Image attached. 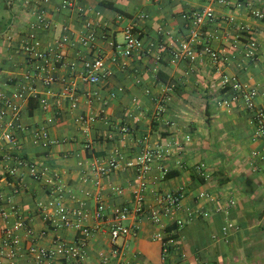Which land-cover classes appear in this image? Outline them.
Segmentation results:
<instances>
[{
	"label": "crops",
	"instance_id": "crops-1",
	"mask_svg": "<svg viewBox=\"0 0 264 264\" xmlns=\"http://www.w3.org/2000/svg\"><path fill=\"white\" fill-rule=\"evenodd\" d=\"M26 1L0 0V91L9 94L17 91L24 74L32 69L20 46L29 22L35 19L33 10L43 0H30V5ZM228 1L225 5L219 0H81L84 16L63 8L62 0L49 1L52 26L36 36L48 49L70 35L65 52L76 68L58 67L49 85L37 79L35 95L23 105L17 150L38 165L42 180H36L27 168L16 167L0 151V208L9 213L0 217V234L23 216L34 233L19 230L26 246L43 230L47 234L38 245L44 247H52L56 237L70 242L82 237L80 231L48 227L37 208L40 200L52 196L53 186L47 179L53 177L64 189L65 205L82 209L92 231L84 259L73 264H101L100 253L113 255L114 245L108 221L97 220L95 211L100 202L108 215L118 205L134 203L139 175L126 164L141 153L144 141L171 148L164 160L153 162L146 203L161 208L155 191L168 193L184 187L185 196L162 224L132 214L127 224H136L138 233L118 241L120 248L126 246L111 264H264V168L254 157L257 150L264 156V136L256 135L252 112L240 101L229 107L218 103L232 97L231 89L221 83L222 75L228 74L257 89V103L264 108V18L254 14L264 11V0ZM204 6L213 7L215 20L203 28L201 45L223 52L220 71L202 53V46L196 61L174 62L170 54L169 48L178 46L189 32L182 13ZM89 21L98 29L93 51L77 42ZM130 24L142 32L148 53L113 62L111 42L122 41ZM252 40L258 43L255 57L246 53ZM98 55L107 57V76L99 84L81 81L78 72L83 61ZM74 93L79 99L76 107L72 106ZM42 98L47 99L46 107ZM88 115L98 119L85 127L78 119ZM122 125L129 131L122 133ZM38 129L48 131L49 145L35 139ZM112 156L121 167L99 178L94 164ZM202 162L207 164L208 177L195 170ZM203 191L213 199H199ZM202 211L210 214L202 216ZM177 219L184 221L182 226ZM229 222L233 226L225 234L223 227ZM164 227L174 238L166 255L162 240L156 237ZM31 260L26 253L16 263L0 255V264H33Z\"/></svg>",
	"mask_w": 264,
	"mask_h": 264
},
{
	"label": "built area",
	"instance_id": "built-area-1",
	"mask_svg": "<svg viewBox=\"0 0 264 264\" xmlns=\"http://www.w3.org/2000/svg\"><path fill=\"white\" fill-rule=\"evenodd\" d=\"M50 0H43L36 10H33L35 19L29 22V32L21 42V50L26 53L29 69L19 83V88L13 94L0 91V151L4 152L7 160L14 161L16 167L27 168L30 174L36 180H42L43 173L35 162L23 157L18 152V141L16 139V131L22 128L21 114L24 103L36 93V80L41 79L45 84L49 85L55 80V72L58 67L68 65L71 69L76 68V63H69L65 52L66 45L72 40L70 35L62 36L55 45L48 49L42 48V43L38 39L37 32L47 31L51 28L52 22L48 16L47 4ZM220 3L228 5V0H219ZM31 1L27 0L26 4L30 5ZM62 7L68 9H76L80 15L84 16V9L81 6V0H62ZM257 17L264 18V11H254ZM141 17H147L141 14ZM189 32L185 39L179 42L178 46L170 47L171 58L174 62L187 60L196 61L200 52L209 56L216 70H221V62L224 60L223 52L209 44L201 45L202 30L207 23L215 20V11L211 6H204L194 10L182 13ZM71 38V40H70ZM7 39L11 40L12 35L8 34ZM98 29L97 26L89 21L85 24V31L82 32L77 42L89 50L97 48ZM111 45L114 54L110 58L113 62H118L123 58L133 57L136 53H148L145 49L142 32L136 24L126 25L124 28V39L122 41H113ZM199 46L201 47L198 49ZM258 43L254 40L250 41L246 46V53L249 57L257 56ZM222 72V71H221ZM108 74L107 57L98 55L93 58L85 59L83 67L78 72V78L89 84H99ZM223 86H228L232 91V97L223 98L218 103L229 107L233 101H240L246 109L252 112L253 120L256 124V135L264 136V108L258 105V91L244 85L236 76L223 74L221 78ZM73 107L78 103L76 93L72 95ZM41 103L47 106V99L42 98ZM98 119L97 115L82 116L78 120L87 127L90 123ZM51 121V120H50ZM122 133L129 131L127 125L120 127ZM34 137L43 145L47 146L51 143L49 133L46 129H38L34 132ZM186 140H190V136H186ZM141 153L133 161H129L126 165L133 166L139 175V188L134 190V203L122 204L114 207L111 215L107 214L106 206L100 202L95 211L97 220H107L111 242L114 245L113 255L105 252L100 253L101 264H111L112 258L116 257L119 249L126 246H118V241L129 236H135L138 233L136 224H127L132 214L147 216L156 224H162L166 215L181 205L185 196L184 187L178 188L173 192L159 193L153 192L155 199L161 208H156L153 204H147L145 199V191L148 186V174H150L153 162L164 160L170 154V146L167 144L148 145L141 141ZM254 157L260 159L262 168H264V156L257 150L254 151ZM121 167V163L116 156H112L107 162H98L94 164V170L99 178L108 177L113 171ZM198 175L208 177L207 164L205 162L195 165ZM161 171L165 174L167 171L161 167ZM47 183L53 186L52 196L47 200H40L37 208L42 212L43 219L48 227L54 229H70L80 231L82 237L76 241L70 242L62 237H56L52 247L39 246L40 238L47 234L43 230L40 234L33 236V240L29 246H26L23 238L19 234L20 229L26 230L34 235L32 227L29 225L27 218L19 216L13 227H4L0 234V255L9 261L16 263L20 256L24 253L31 256L33 264H73L81 261L85 257V247L87 240L91 235V228L84 222V211L82 209H69L64 203V189L58 185L53 177L47 179ZM100 185V179L97 181ZM121 192L120 188H116ZM199 199H213L208 192H201ZM235 204V200L230 201ZM220 210V209H218ZM8 212L0 208V217L6 218ZM202 216H208L209 211H202ZM178 226H182L184 221L177 219ZM233 224L227 223L223 227V232L228 234ZM164 227L156 234V237L163 242V254L166 255L174 241L172 233ZM201 264V263H197Z\"/></svg>",
	"mask_w": 264,
	"mask_h": 264
}]
</instances>
